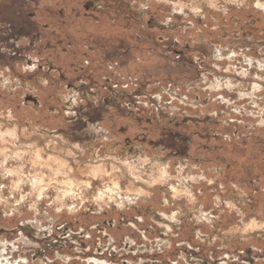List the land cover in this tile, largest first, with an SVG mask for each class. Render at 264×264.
Instances as JSON below:
<instances>
[{"label":"rangeland","instance_id":"rangeland-1","mask_svg":"<svg viewBox=\"0 0 264 264\" xmlns=\"http://www.w3.org/2000/svg\"><path fill=\"white\" fill-rule=\"evenodd\" d=\"M259 1L0 0L1 264H264Z\"/></svg>","mask_w":264,"mask_h":264},{"label":"bare ground","instance_id":"bare-ground-1","mask_svg":"<svg viewBox=\"0 0 264 264\" xmlns=\"http://www.w3.org/2000/svg\"><path fill=\"white\" fill-rule=\"evenodd\" d=\"M258 6L261 8V7H264V3H262V2H258ZM5 153V151H3V150H1L0 149V156H4V155H1V154H4ZM37 154V157H41V154H40V151L39 152H37L36 153ZM5 157V156H4ZM1 158H3V157H1ZM6 158V157H5ZM5 158H3V159H5ZM41 158H43V157H41ZM57 160V159H56ZM5 161V160H4ZM55 163V162H54ZM61 163V162H60ZM59 163V164H60ZM1 165V164H0ZM4 165V164H3ZM62 165V164H61ZM39 166V165H38ZM60 167V166H59ZM105 167V166H104ZM108 167V166H107ZM129 168H133L132 166H131V164L128 166ZM103 167L102 166H98V167H94V169L93 170H91L92 172H93V177H97L98 175H99V171L100 170H103L102 169ZM53 169V168H52ZM62 170V169H61ZM105 171V170H104ZM62 172V171H61ZM45 173V172H44ZM64 173V172H63ZM12 174V173H11ZM72 174H70V170H69V168L67 167V175H66V177H67V181H65L64 182V185H67V186H69V188H71L70 190H73V188H74V180H73V178H72V176H71ZM65 176V175H64ZM83 177V176H82ZM160 177L161 178H167L168 177V169H167V166L166 165H164V166H162L161 168H160ZM45 180H44V177L43 176H41V177H36L34 180H33V185H34V188H36L37 190H38V195H39V197H43V196H45V194H46V191H48V190H46L47 188L45 187V184L43 183ZM91 181H92V179H85L83 182L85 183V185H91ZM22 182V179H20L19 178V180L17 181V188L22 184L21 183ZM82 182V181H81ZM114 183H113V186H107L108 188H106L108 191H110L111 193H118V195H119V193H120V190H121V185L118 183V182H116V181H113ZM77 183V182H76ZM61 185V184H60ZM78 185V184H77ZM82 185V184H81ZM60 188V187H59ZM122 191V190H121ZM182 190L181 189H178L177 188V192H181ZM176 192V191H175ZM104 194V193H103ZM102 193H101V198H102V195H103ZM113 196H114V194H112ZM58 196V195H57ZM66 198H68V197H65V199ZM117 198V197H116ZM1 199V198H0ZM120 199V198H119ZM132 201V200H131ZM256 225V223H252L251 224V226L252 227H254ZM22 259V258H21ZM1 264V263H0Z\"/></svg>","mask_w":264,"mask_h":264}]
</instances>
